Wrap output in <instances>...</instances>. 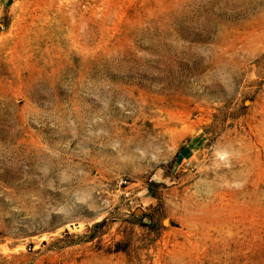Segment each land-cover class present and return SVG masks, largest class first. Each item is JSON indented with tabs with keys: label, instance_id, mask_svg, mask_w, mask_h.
Returning <instances> with one entry per match:
<instances>
[{
	"label": "rangeland",
	"instance_id": "1",
	"mask_svg": "<svg viewBox=\"0 0 264 264\" xmlns=\"http://www.w3.org/2000/svg\"><path fill=\"white\" fill-rule=\"evenodd\" d=\"M0 264H264V0H0Z\"/></svg>",
	"mask_w": 264,
	"mask_h": 264
}]
</instances>
